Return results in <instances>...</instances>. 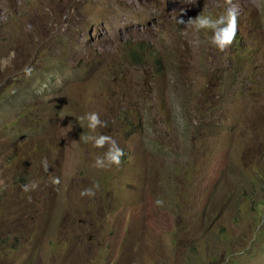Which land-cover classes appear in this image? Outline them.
Segmentation results:
<instances>
[{"label":"rangeland","instance_id":"374dc122","mask_svg":"<svg viewBox=\"0 0 264 264\" xmlns=\"http://www.w3.org/2000/svg\"><path fill=\"white\" fill-rule=\"evenodd\" d=\"M0 264H264V0H0Z\"/></svg>","mask_w":264,"mask_h":264},{"label":"clouds","instance_id":"9594fccd","mask_svg":"<svg viewBox=\"0 0 264 264\" xmlns=\"http://www.w3.org/2000/svg\"><path fill=\"white\" fill-rule=\"evenodd\" d=\"M178 24L184 23L182 20H177ZM191 23L195 32H207L211 31L213 35L210 37L209 43L211 46L217 48L219 51L223 52L228 48L234 41L236 37V23H237V14L234 11H228L225 15H221L218 18H213L211 15L199 16L196 19L190 20L187 24ZM198 43V41H197ZM11 58H14L15 53L9 54ZM8 60L3 62V66L8 65ZM24 75L26 77H31L33 69L26 66L23 69ZM81 121H87V127L95 132L97 127H103L104 122L101 121L99 114L96 112L86 113L84 116L79 118ZM86 143H91L93 148H101L106 143L109 145L108 150L105 153V158L97 157L95 161V167L97 168H111L112 166H119L121 163V157L124 155L123 150L116 144L111 137L106 135H88L85 137ZM105 159L107 163H105ZM43 167L45 170L48 168L47 161H43ZM53 184H59V177H55L52 180ZM39 187V183L35 180L26 183L21 186V191L23 193H30ZM81 197L87 196L92 197L95 195V192L91 188H85L81 193ZM31 197L29 196V199ZM157 206H163L164 201L157 199L155 201Z\"/></svg>","mask_w":264,"mask_h":264}]
</instances>
